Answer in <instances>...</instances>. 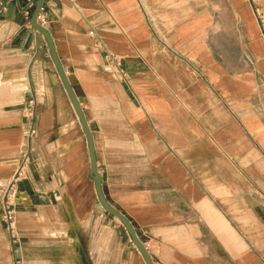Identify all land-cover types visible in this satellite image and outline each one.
Wrapping results in <instances>:
<instances>
[{"label": "crops", "instance_id": "1", "mask_svg": "<svg viewBox=\"0 0 264 264\" xmlns=\"http://www.w3.org/2000/svg\"><path fill=\"white\" fill-rule=\"evenodd\" d=\"M239 1L238 43L235 0H46L37 17L88 123L102 193L154 264H264L235 204L257 202L251 180L264 186V0ZM0 2V264H145L99 203L85 133L30 25L35 1ZM25 149L14 240L2 199Z\"/></svg>", "mask_w": 264, "mask_h": 264}, {"label": "water", "instance_id": "2", "mask_svg": "<svg viewBox=\"0 0 264 264\" xmlns=\"http://www.w3.org/2000/svg\"><path fill=\"white\" fill-rule=\"evenodd\" d=\"M33 1H35V3L33 6V9H32V12H31V16H30V25L34 29L39 31L43 35V37L45 38L50 56L54 62V65H55V67L59 73V76H60L61 81L64 85V88H65V90H66V92L70 98V101H71V103L75 109V112H76L78 119L81 123L82 129L85 133V136L87 139V144H88L89 157H90L91 174H92V178L94 180V186H95V190H96V194H97V198L99 200V203L104 210H106L107 212H109L110 214L115 216L122 223L127 234L129 235L132 243L136 246V248L140 252L145 264H154L148 250L146 249L145 245L143 244V242L141 241V239L137 235V233H136L133 225L129 221V219L122 212H120L119 210L114 208L110 203H108V201L106 200V198L104 197V195L102 193L101 185H100L101 184V175L97 170L92 134L90 132V129H89L88 123L86 121L85 115H84L83 110L80 106L79 100L76 97V95L72 89V85L70 84V81H69V79H68V77H67V75H66V73L62 67V64H61V62H60V60L56 54L54 44H53V41H52V38H51L49 32L47 31L46 27L43 24H41L37 21V17H38V14L40 12V9L46 0H30V3H32Z\"/></svg>", "mask_w": 264, "mask_h": 264}, {"label": "rangeland", "instance_id": "3", "mask_svg": "<svg viewBox=\"0 0 264 264\" xmlns=\"http://www.w3.org/2000/svg\"><path fill=\"white\" fill-rule=\"evenodd\" d=\"M222 1V0H220ZM221 4L223 6H226L225 0L224 2H220V9H221ZM243 6L242 3L239 0H235V21H234V27H235V38H236V43L237 42V37L239 38V34L241 33L242 28L244 25H248V22L246 17L243 16ZM227 21L231 22V19H226L223 17H220V23L224 26L227 25ZM226 37L225 34H220L219 38L220 40H224ZM243 52L242 51H236L235 52V58H240L242 57ZM237 69V68H236ZM252 183V188L254 190L252 191L253 197L257 199V202L253 201L251 202L252 205L250 207L242 198H235L237 199L235 204L236 206H244L246 208L245 210V218L243 220L242 215L240 220L244 221L247 225L238 228L242 232L246 234L248 239L251 241L252 248L255 250L256 253L259 255L264 256V211H261L258 206L261 208H264V195L259 196L258 192L256 191V188H258L257 183L255 180H251ZM256 187V188H255ZM258 189H261V191L264 192V186H260ZM239 199V200H238ZM238 220V219H237Z\"/></svg>", "mask_w": 264, "mask_h": 264}, {"label": "built area", "instance_id": "4", "mask_svg": "<svg viewBox=\"0 0 264 264\" xmlns=\"http://www.w3.org/2000/svg\"><path fill=\"white\" fill-rule=\"evenodd\" d=\"M73 1V0H71ZM0 7H4V3L0 2ZM91 34H93V31H90ZM26 120H27V128L24 133L25 139H30L31 136L36 134V128L34 126V109H33V100L30 99L27 101L26 106ZM29 159V153L25 149L22 152V156L19 161L18 168L16 169V172L9 180L8 187L5 191L4 197L2 199V220L5 223L6 228H8L9 233L12 237V239H17L16 233H15V217H14V205H15V185L20 179V177L23 175L24 171V165ZM17 264V263H16Z\"/></svg>", "mask_w": 264, "mask_h": 264}]
</instances>
